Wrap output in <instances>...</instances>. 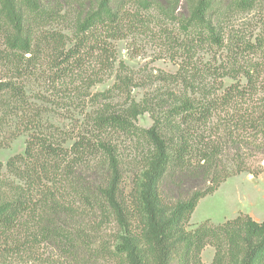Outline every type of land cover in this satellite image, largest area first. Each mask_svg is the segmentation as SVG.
<instances>
[{"label":"trees","instance_id":"trees-1","mask_svg":"<svg viewBox=\"0 0 264 264\" xmlns=\"http://www.w3.org/2000/svg\"><path fill=\"white\" fill-rule=\"evenodd\" d=\"M138 1L141 7L165 12L180 2ZM184 1L188 8L179 22L190 40L217 46L223 44L228 9L250 10L264 2ZM69 8L78 12L76 39L65 48L60 33L41 28ZM122 16L116 0H0L4 44L0 63L10 71L7 79L0 80V112L11 116L29 107L23 86L13 79L20 71L49 62L54 79L61 80L98 53L107 60L112 56L107 39L120 37ZM233 46L235 54H245L244 83L235 81L219 92L182 97L155 116L148 128L135 124L140 114L135 104L105 109L94 120L96 136H81L63 148L32 120L24 154L12 155L6 162L10 174L24 182L8 184L0 178V239L16 244L15 238L27 230L34 238L58 235L56 220L59 214H67L65 206H71L74 197L91 210L114 216L122 233L115 251L126 264H172L174 259L175 264H204L200 255L206 245L214 248L210 264H264V220L239 214L217 225L185 228L198 200L229 175L223 166V155L229 150L240 158L234 159L231 173L247 170L256 175L264 167L249 161L264 160V21L252 41L236 40ZM108 130L146 146L144 169L130 191V202L119 189L117 149L100 136ZM62 182L69 184L70 201L53 193ZM134 219L137 225L131 227ZM62 237L74 244L70 237Z\"/></svg>","mask_w":264,"mask_h":264},{"label":"rangeland","instance_id":"rangeland-1","mask_svg":"<svg viewBox=\"0 0 264 264\" xmlns=\"http://www.w3.org/2000/svg\"><path fill=\"white\" fill-rule=\"evenodd\" d=\"M138 3V0H116L123 11L121 32L120 37L107 39L112 51L107 60L98 53L80 70L61 80L54 79L49 62L20 71L13 78L23 86L29 107L17 109L11 116L0 112L3 181L24 182L10 174L6 162L12 155L24 154L32 120H36L42 133L68 148L81 136H96L94 120L100 112L135 104L140 110L135 124L148 128L155 116L182 97H196L200 91L219 92L235 81L245 82L241 73L245 54H235L233 45L236 40L252 41L264 21V2L250 10L228 9L230 19L224 28L223 44L219 46L190 40L188 30L179 22L188 8L184 0L175 7L172 3L166 12ZM77 16L78 12L69 8L56 19L44 22L41 30L60 33L65 48L70 47L76 39ZM3 51L0 36V52ZM9 75L10 71L0 63V80ZM100 136L117 149L119 189L130 202V191L144 169L146 146L113 130ZM237 155L233 150L223 155V166L230 173L215 191L198 200L185 223L186 230L192 231L202 224L217 225L239 214L264 220V167L256 175L247 170L231 173L236 166L234 159L240 160ZM251 160L256 167L264 165L261 158ZM88 172L85 175L90 178ZM68 185L62 182L61 187L53 188V193L69 199ZM71 199V206H65L67 214H59L56 220L58 235L34 238V233L27 230L15 238L16 244L0 239V264H126L115 251L122 233L114 216L91 210L74 197ZM130 222L131 227L137 225L136 219ZM62 235L70 237L74 244H67ZM213 254L214 248L206 245L201 251V261L210 264Z\"/></svg>","mask_w":264,"mask_h":264}]
</instances>
